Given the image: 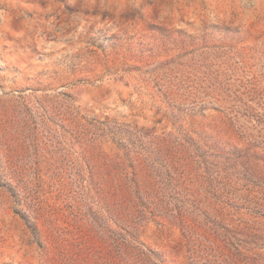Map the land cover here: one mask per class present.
I'll list each match as a JSON object with an SVG mask.
<instances>
[{"label": "rangeland", "instance_id": "374dc122", "mask_svg": "<svg viewBox=\"0 0 264 264\" xmlns=\"http://www.w3.org/2000/svg\"><path fill=\"white\" fill-rule=\"evenodd\" d=\"M0 264H264V0H0Z\"/></svg>", "mask_w": 264, "mask_h": 264}]
</instances>
